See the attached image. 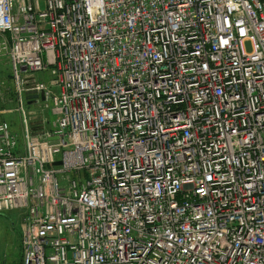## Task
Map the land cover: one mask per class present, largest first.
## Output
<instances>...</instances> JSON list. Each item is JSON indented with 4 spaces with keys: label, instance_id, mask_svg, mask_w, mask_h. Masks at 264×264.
Segmentation results:
<instances>
[{
    "label": "built area",
    "instance_id": "1",
    "mask_svg": "<svg viewBox=\"0 0 264 264\" xmlns=\"http://www.w3.org/2000/svg\"><path fill=\"white\" fill-rule=\"evenodd\" d=\"M43 2L0 0L22 264H264V0Z\"/></svg>",
    "mask_w": 264,
    "mask_h": 264
},
{
    "label": "rangeland",
    "instance_id": "2",
    "mask_svg": "<svg viewBox=\"0 0 264 264\" xmlns=\"http://www.w3.org/2000/svg\"><path fill=\"white\" fill-rule=\"evenodd\" d=\"M41 4L44 5L43 0ZM247 50L251 51V46L247 45ZM38 79L44 80V75L38 74ZM27 112H33L44 117L48 130H54V122L57 116L52 110L44 109L42 103L29 106L26 102ZM6 121L13 130L18 132L21 145H24V130L21 124L20 105L17 100L14 82H12V73L8 59V53L5 50L4 38L0 36V122ZM23 211H10L0 214V264H21L23 256L22 238H23Z\"/></svg>",
    "mask_w": 264,
    "mask_h": 264
},
{
    "label": "water",
    "instance_id": "3",
    "mask_svg": "<svg viewBox=\"0 0 264 264\" xmlns=\"http://www.w3.org/2000/svg\"><path fill=\"white\" fill-rule=\"evenodd\" d=\"M33 99H38V96L35 94V95H33V94H31V93H29V94H27V100L29 101V106H33L35 103L37 104L38 102H31ZM41 100L42 101H44L45 100V97H44V95H42L41 96ZM33 126L34 127H39L38 129H39V131H37V128H34V135H43L44 134V132H43V127H42V124H43V122H40V121H36V120H34L33 122ZM41 130V131H40ZM57 165H60L59 163L57 164Z\"/></svg>",
    "mask_w": 264,
    "mask_h": 264
},
{
    "label": "crops",
    "instance_id": "4",
    "mask_svg": "<svg viewBox=\"0 0 264 264\" xmlns=\"http://www.w3.org/2000/svg\"><path fill=\"white\" fill-rule=\"evenodd\" d=\"M0 36H1L2 38H4V37H3V35H1V34H0ZM8 59H9V56H8ZM9 64H10L11 73H12V67H11V62H10V59H9ZM12 78H13V73H12Z\"/></svg>",
    "mask_w": 264,
    "mask_h": 264
},
{
    "label": "trees",
    "instance_id": "5",
    "mask_svg": "<svg viewBox=\"0 0 264 264\" xmlns=\"http://www.w3.org/2000/svg\"><path fill=\"white\" fill-rule=\"evenodd\" d=\"M23 257V256H22ZM22 264V263H21Z\"/></svg>",
    "mask_w": 264,
    "mask_h": 264
}]
</instances>
